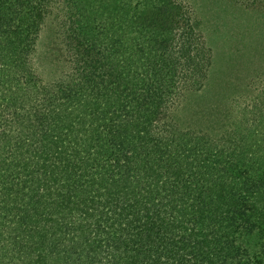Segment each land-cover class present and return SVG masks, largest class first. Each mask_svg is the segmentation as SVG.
I'll list each match as a JSON object with an SVG mask.
<instances>
[{"label":"trees","instance_id":"trees-1","mask_svg":"<svg viewBox=\"0 0 264 264\" xmlns=\"http://www.w3.org/2000/svg\"><path fill=\"white\" fill-rule=\"evenodd\" d=\"M212 57L179 0H0V264H264V89L221 135L168 116Z\"/></svg>","mask_w":264,"mask_h":264},{"label":"rangeland","instance_id":"rangeland-1","mask_svg":"<svg viewBox=\"0 0 264 264\" xmlns=\"http://www.w3.org/2000/svg\"><path fill=\"white\" fill-rule=\"evenodd\" d=\"M179 2L194 12L213 57L204 88L186 93L171 106L168 116L180 129L221 135L241 116L238 103L262 95L264 9H245L227 0ZM42 48L39 73L44 80L67 70V54L54 36Z\"/></svg>","mask_w":264,"mask_h":264}]
</instances>
